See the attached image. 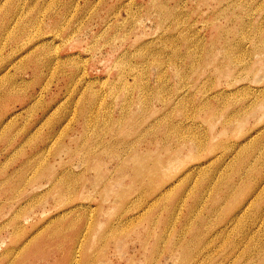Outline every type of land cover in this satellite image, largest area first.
<instances>
[{
	"label": "rangeland",
	"instance_id": "374dc122",
	"mask_svg": "<svg viewBox=\"0 0 264 264\" xmlns=\"http://www.w3.org/2000/svg\"><path fill=\"white\" fill-rule=\"evenodd\" d=\"M0 264H264V0H0Z\"/></svg>",
	"mask_w": 264,
	"mask_h": 264
},
{
	"label": "bare ground",
	"instance_id": "6f19581e",
	"mask_svg": "<svg viewBox=\"0 0 264 264\" xmlns=\"http://www.w3.org/2000/svg\"><path fill=\"white\" fill-rule=\"evenodd\" d=\"M238 157H239V156H238ZM200 166H201V165H200ZM197 167H198V166H197ZM191 168H192V167H191ZM199 168H200V167H199ZM192 169H193V168H192ZM33 174H34L35 176L37 175L36 172H34ZM34 175H33V176H34ZM203 194H204V193H203ZM155 203H156V202H155ZM242 210H243V209H242ZM230 217H231V216H230ZM230 217H229V218H230ZM225 218H226V217H225ZM225 218H224V219H225ZM232 218H233V219L237 218V220H239V209H238L237 212H235V214H234V216H232ZM31 236H32V235H31ZM34 236H35V234H34ZM32 238H33V237H32ZM27 240H28V238H27ZM31 242H32V241H31ZM29 244L31 245L30 241H29V240H28V241L25 240V243H24L23 246H22L23 249L26 248ZM29 248H31V247H29ZM29 248H28V249H29ZM23 249H22V250H23Z\"/></svg>",
	"mask_w": 264,
	"mask_h": 264
}]
</instances>
